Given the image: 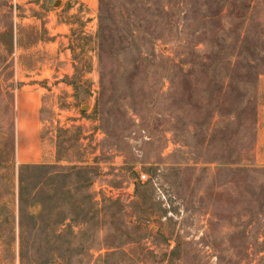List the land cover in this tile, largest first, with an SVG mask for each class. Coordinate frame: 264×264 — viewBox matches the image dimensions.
Listing matches in <instances>:
<instances>
[{
	"label": "rangeland",
	"instance_id": "374dc122",
	"mask_svg": "<svg viewBox=\"0 0 264 264\" xmlns=\"http://www.w3.org/2000/svg\"><path fill=\"white\" fill-rule=\"evenodd\" d=\"M0 264H264V0H0Z\"/></svg>",
	"mask_w": 264,
	"mask_h": 264
},
{
	"label": "crops",
	"instance_id": "0c3cea01",
	"mask_svg": "<svg viewBox=\"0 0 264 264\" xmlns=\"http://www.w3.org/2000/svg\"><path fill=\"white\" fill-rule=\"evenodd\" d=\"M37 136V135H36ZM38 149V146L36 147V150ZM39 150V149H38ZM40 151V150H39Z\"/></svg>",
	"mask_w": 264,
	"mask_h": 264
},
{
	"label": "water",
	"instance_id": "95a60500",
	"mask_svg": "<svg viewBox=\"0 0 264 264\" xmlns=\"http://www.w3.org/2000/svg\"><path fill=\"white\" fill-rule=\"evenodd\" d=\"M57 3H59V2H57ZM57 3H56V4H57Z\"/></svg>",
	"mask_w": 264,
	"mask_h": 264
},
{
	"label": "trees",
	"instance_id": "16d2710c",
	"mask_svg": "<svg viewBox=\"0 0 264 264\" xmlns=\"http://www.w3.org/2000/svg\"><path fill=\"white\" fill-rule=\"evenodd\" d=\"M75 236H76V234H75Z\"/></svg>",
	"mask_w": 264,
	"mask_h": 264
}]
</instances>
